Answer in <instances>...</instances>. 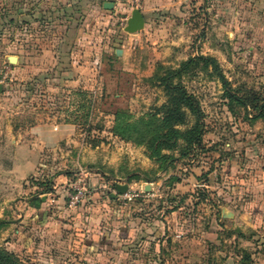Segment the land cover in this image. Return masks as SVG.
<instances>
[{
  "label": "rangeland",
  "instance_id": "1",
  "mask_svg": "<svg viewBox=\"0 0 264 264\" xmlns=\"http://www.w3.org/2000/svg\"><path fill=\"white\" fill-rule=\"evenodd\" d=\"M176 1L179 11L161 15L166 23H151L152 31L144 26L136 36L123 28L108 34L107 24L85 23L97 16L85 8V20L74 31L80 29L75 58L65 56L56 64L24 53L37 29L0 23V249L17 251L27 264H39L13 222L40 196L45 188L41 182L51 178L49 197L64 195L67 206L74 183L85 186L75 205L84 208V222H90L85 206L95 192L109 191L115 197L110 224L96 235L94 247L113 250L112 242L127 235L131 241L120 248L128 249V263L116 253V259L100 254L96 262L86 259L87 264H150L148 259L162 260L160 264H224L237 252L239 245L229 240L208 243L203 231L216 232L209 216L217 213V175L232 173V167L243 178L264 172V112L259 116L255 108L264 101V0ZM120 6L113 23L122 27L131 8L127 3ZM7 9L11 12V0H0V13ZM46 41L54 43L51 36ZM13 51H21L18 61ZM200 55L217 60L241 100H229L212 68L192 65L174 78L199 103L202 150L182 156L184 143L179 141L175 149L163 150L168 158L158 160L150 156L146 142L117 134L119 121L137 123L157 114L167 101L160 78ZM186 112L187 123L177 126L182 130L196 121ZM208 171L210 188L202 186ZM116 182L128 184V191L117 193ZM222 182V190L230 195L232 181ZM43 209L56 219H71L62 216L57 204L46 203ZM137 228H146L154 241L136 239ZM37 254L42 262H50Z\"/></svg>",
  "mask_w": 264,
  "mask_h": 264
},
{
  "label": "crops",
  "instance_id": "2",
  "mask_svg": "<svg viewBox=\"0 0 264 264\" xmlns=\"http://www.w3.org/2000/svg\"><path fill=\"white\" fill-rule=\"evenodd\" d=\"M92 1L93 3L90 5L86 4L85 0H11V18L14 17L15 19L14 22H11L14 23L12 25L19 27L18 23L23 19L24 23H29L28 25L25 24L23 29L34 28V32L36 29L38 31V34L32 37V43L24 48V53H27L29 58L36 60L51 59L55 64L60 58L67 57L69 61H73L72 59L75 58L74 45L80 42V29H77L78 33H74V31L85 20L83 12L86 13L87 8V11H94L97 16L85 23L107 24L108 34L110 32L114 34L118 28L124 30L125 27L116 26L113 23L115 13L121 10L120 5L114 3V0ZM106 2L113 3V7L105 8L104 3ZM85 8L86 10H84ZM139 9L144 15L145 26L148 27L146 30L150 29L152 31L153 26H151V23H166L163 21L162 14L164 15L171 10L174 13L179 11V1L143 0ZM132 10L122 19L121 23H124L125 26ZM35 23L37 27H35ZM132 34H134L133 36L138 35V33ZM50 36L53 38L54 43L46 41V38ZM13 52L17 55L11 56H15L18 61L20 58L18 53H21V51ZM233 169L232 167V173H227L225 176L221 175L220 177V175H217L216 179L221 183L217 187L219 188V197L215 201L217 213L209 216L211 221L215 222L216 232L214 234L209 230H205L203 231V237L205 241L211 242V244L229 240L235 245H239L237 252L228 256L224 264H239L241 253L244 250L251 254L250 264H264V172L262 174L256 172L257 174L254 176L243 178L236 175ZM208 172L205 174V177H207L206 183H202V186L206 188L211 187L208 177L211 176L212 171ZM223 180L226 182L228 180L232 181L230 195L222 190V187H226L222 182ZM102 183L105 187L108 185L105 181H102ZM56 193L60 194L61 191L57 189ZM49 194L53 196V193L40 195L44 205L51 202L63 208L64 213L62 216L71 217L68 222L63 219H56L48 213L45 214L43 211L44 205L39 208L35 207L32 205L31 200L30 206H28V214L20 213L19 219H15L18 220L17 223L13 222L14 226L18 227L15 233L18 234L19 239L24 238L27 250L33 254L35 261L39 264H46L38 259L37 252L40 253L39 256H44L50 260L47 264H53L54 261L56 262L54 264H87L85 263L86 259L95 261L100 254H108V258L116 259L119 257L116 253H122L119 258L128 263V257H125L128 256V249L125 246L120 248L121 244L128 245L131 241L129 237L127 238V235L122 240L118 237L112 242L109 248L113 250H101V252L94 247V243L97 242L96 235L110 224L108 220L110 217L108 216L111 212L112 199L115 198L113 193L109 191L108 193L107 191L95 192L85 206L90 222L96 223L101 228L96 226L91 228L90 222L82 220L83 207L77 208L64 205L62 203L64 195L49 197ZM136 232V239H140L142 242L154 241V237L146 235L148 232L146 228H137ZM154 234L155 232H152L150 235L153 236ZM118 243L119 246L117 247ZM13 252L16 253L17 251ZM63 254H66L64 260L62 259ZM148 260L150 264H160L162 262V260H159V263L154 259Z\"/></svg>",
  "mask_w": 264,
  "mask_h": 264
},
{
  "label": "trees",
  "instance_id": "3",
  "mask_svg": "<svg viewBox=\"0 0 264 264\" xmlns=\"http://www.w3.org/2000/svg\"><path fill=\"white\" fill-rule=\"evenodd\" d=\"M14 20V17L11 18L9 9L5 10L0 15V23H11L14 22ZM18 24L19 27L23 28L26 23L21 19ZM28 24L29 23L26 25ZM119 31L120 29L118 28L117 32ZM192 65L193 67L201 66L204 70L212 68L225 87L229 100L241 101L237 95L232 93L230 83L215 58L202 55L191 57L184 61L178 69L170 70L160 78V82L167 92V101L158 111V113H162V117L158 118L157 113L150 116L149 120L144 121V119L141 118L137 123H128L125 120H121L115 127L117 134L121 135L123 138H133L138 143L146 142L145 144L150 151V156L158 160L168 158L169 155L162 153L163 150L175 149L179 141L184 143L180 147L182 156H188L190 152L196 149L198 150V148L202 150L204 148L202 142L204 127L201 122L202 112L199 103L192 94L188 93L187 89L181 83L174 82V78L181 76L182 73L189 70ZM242 104L245 106L248 105L247 102H242ZM255 108L258 109L259 116L262 115L264 112V101ZM186 110H189V112L194 115L196 121L193 126L182 130L177 126L187 123L186 119L188 114ZM130 134H135L137 137H130ZM145 179H147V181L152 180L149 178ZM41 184L44 185L45 188L39 195L53 192L54 186L51 178L45 179ZM31 201L34 206L38 208L44 205L40 196L35 197V199ZM174 208L176 209L177 207ZM2 224L3 221L0 220V226ZM250 260V252L246 250L242 251L239 264H248ZM0 264H27V262L13 251L10 253L0 249Z\"/></svg>",
  "mask_w": 264,
  "mask_h": 264
},
{
  "label": "water",
  "instance_id": "4",
  "mask_svg": "<svg viewBox=\"0 0 264 264\" xmlns=\"http://www.w3.org/2000/svg\"><path fill=\"white\" fill-rule=\"evenodd\" d=\"M104 7L112 8L113 3L106 2L104 3ZM144 26H145V18H144L142 11L139 8H134L131 12L130 17L128 18L127 25L125 26L124 31L132 34V33H136L137 31L141 30L142 28H144ZM2 88L3 86L0 83V92L2 91ZM115 188H116L117 193L125 194L128 191L129 186L128 184H121L119 182H116ZM147 188H148V185H147Z\"/></svg>",
  "mask_w": 264,
  "mask_h": 264
},
{
  "label": "built area",
  "instance_id": "5",
  "mask_svg": "<svg viewBox=\"0 0 264 264\" xmlns=\"http://www.w3.org/2000/svg\"><path fill=\"white\" fill-rule=\"evenodd\" d=\"M143 0H114V3L118 4V5H124V3H127L131 9L134 8H140L141 4H142ZM122 27H125L124 23H121ZM74 191L72 194H70V201H69V205L70 206H75L76 204H78V202H80V200L83 198L84 194H85V186L81 185L78 186L77 182L74 183Z\"/></svg>",
  "mask_w": 264,
  "mask_h": 264
}]
</instances>
